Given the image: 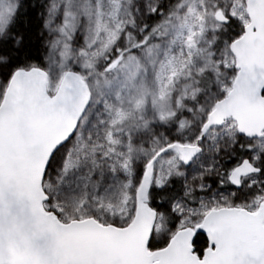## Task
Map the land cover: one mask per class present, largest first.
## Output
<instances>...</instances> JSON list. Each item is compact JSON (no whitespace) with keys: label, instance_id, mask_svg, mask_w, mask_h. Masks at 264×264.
I'll list each match as a JSON object with an SVG mask.
<instances>
[{"label":"snow or ice","instance_id":"snow-or-ice-1","mask_svg":"<svg viewBox=\"0 0 264 264\" xmlns=\"http://www.w3.org/2000/svg\"><path fill=\"white\" fill-rule=\"evenodd\" d=\"M0 264H264V0H0Z\"/></svg>","mask_w":264,"mask_h":264}]
</instances>
